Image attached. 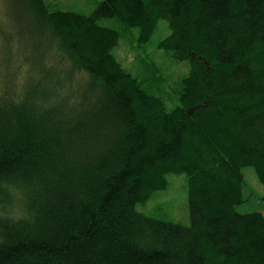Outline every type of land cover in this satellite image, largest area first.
Returning a JSON list of instances; mask_svg holds the SVG:
<instances>
[{"label":"trees","instance_id":"16d2710c","mask_svg":"<svg viewBox=\"0 0 264 264\" xmlns=\"http://www.w3.org/2000/svg\"><path fill=\"white\" fill-rule=\"evenodd\" d=\"M5 3L0 264H264V213L237 210L245 167L264 185V0ZM171 174L189 225L138 208Z\"/></svg>","mask_w":264,"mask_h":264},{"label":"rangeland","instance_id":"374dc122","mask_svg":"<svg viewBox=\"0 0 264 264\" xmlns=\"http://www.w3.org/2000/svg\"><path fill=\"white\" fill-rule=\"evenodd\" d=\"M51 4L61 7L66 10H77L84 13H91L101 0H48ZM5 0H0V25L5 26L10 24L12 28L19 24V19L15 14L13 16L6 13ZM102 24L107 26L118 27L113 19L103 20ZM166 21H161L159 30L154 34L152 40L147 43V51H143L138 47L137 42L133 36L124 37L120 46L116 49V55L127 68H133L139 55L154 54L158 42L167 36L170 32L165 26ZM11 34L17 32L11 31ZM135 34H138L139 29H134ZM12 49L9 50L5 46L3 35L0 36V81L5 78V71L7 68V59L15 50V43L12 44ZM160 64H163V59L155 57ZM185 67L183 66L182 69ZM180 68H174V74L182 71ZM173 71V70H172ZM245 174V196L247 200L237 206L240 212L261 211L264 213V185L260 182L255 170L252 167L244 168ZM169 185L165 190L157 191L153 198L146 204H139L138 208L149 215L166 219L168 221L190 224L189 203H188V184L186 174L168 176ZM145 205V206H146Z\"/></svg>","mask_w":264,"mask_h":264}]
</instances>
